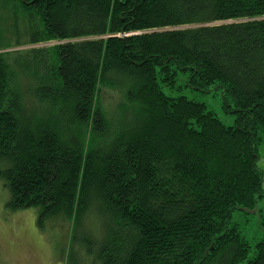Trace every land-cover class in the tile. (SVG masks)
<instances>
[{
	"label": "trees",
	"instance_id": "obj_1",
	"mask_svg": "<svg viewBox=\"0 0 264 264\" xmlns=\"http://www.w3.org/2000/svg\"><path fill=\"white\" fill-rule=\"evenodd\" d=\"M23 45L0 51L11 210L74 240L99 218L100 264H264V235L250 247L232 220L264 198V0H0V50ZM179 74L234 123L165 93ZM103 87L122 94L115 123Z\"/></svg>",
	"mask_w": 264,
	"mask_h": 264
},
{
	"label": "rangeland",
	"instance_id": "obj_2",
	"mask_svg": "<svg viewBox=\"0 0 264 264\" xmlns=\"http://www.w3.org/2000/svg\"><path fill=\"white\" fill-rule=\"evenodd\" d=\"M57 40H50L39 45H53ZM31 45L8 47L0 51H14L26 49ZM185 75L177 76L174 87H163L165 93L171 96L184 95L187 98L204 102L207 109L227 125L234 123L235 115L223 109L219 90L201 92L185 86ZM99 101L106 111L108 118L115 123L120 116L119 105L122 94L118 90L101 88ZM258 166L264 172V141L259 148ZM264 184V183H263ZM10 191L0 180V264H100L95 257L98 242L102 240L103 229L100 219L89 217L87 226L89 233H77L73 239L72 223L51 218L38 223V209L35 207L11 210L8 206ZM264 212V198L259 199L254 209L235 210L232 220L237 223L241 233L252 247L264 235L260 224L261 214ZM83 237V239H82ZM85 238H90V251L82 248ZM82 239V240H81ZM252 254V253H250Z\"/></svg>",
	"mask_w": 264,
	"mask_h": 264
}]
</instances>
